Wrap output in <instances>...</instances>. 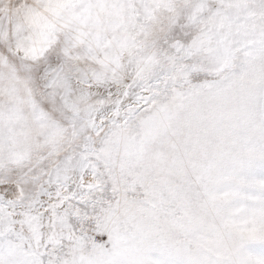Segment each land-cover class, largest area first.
Instances as JSON below:
<instances>
[{
    "label": "snow or ice",
    "instance_id": "obj_1",
    "mask_svg": "<svg viewBox=\"0 0 264 264\" xmlns=\"http://www.w3.org/2000/svg\"><path fill=\"white\" fill-rule=\"evenodd\" d=\"M0 264H264V0H0Z\"/></svg>",
    "mask_w": 264,
    "mask_h": 264
}]
</instances>
